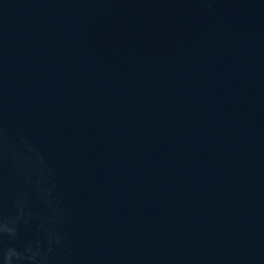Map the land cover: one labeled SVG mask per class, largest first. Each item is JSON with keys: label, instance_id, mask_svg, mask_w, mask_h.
<instances>
[{"label": "water", "instance_id": "water-1", "mask_svg": "<svg viewBox=\"0 0 264 264\" xmlns=\"http://www.w3.org/2000/svg\"><path fill=\"white\" fill-rule=\"evenodd\" d=\"M0 264H264V0H0Z\"/></svg>", "mask_w": 264, "mask_h": 264}]
</instances>
